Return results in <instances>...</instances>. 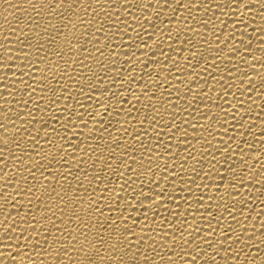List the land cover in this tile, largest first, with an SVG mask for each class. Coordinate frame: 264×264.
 Wrapping results in <instances>:
<instances>
[{"label": "bare ground", "instance_id": "6f19581e", "mask_svg": "<svg viewBox=\"0 0 264 264\" xmlns=\"http://www.w3.org/2000/svg\"><path fill=\"white\" fill-rule=\"evenodd\" d=\"M262 233L264 0H0V264H264Z\"/></svg>", "mask_w": 264, "mask_h": 264}, {"label": "snow or ice", "instance_id": "6c2138e0", "mask_svg": "<svg viewBox=\"0 0 264 264\" xmlns=\"http://www.w3.org/2000/svg\"><path fill=\"white\" fill-rule=\"evenodd\" d=\"M57 2L58 3H63V0H57ZM49 7L52 8V9H55L56 4L55 3H51V4H49ZM72 23H73L72 20L71 19H68V23L65 25V27L71 25ZM59 34H64V33H62V31H58V35ZM49 38L52 40L53 43L55 42L54 38H52L51 35H50ZM65 40H66V42L68 44H73V40L72 39H69L66 34H65ZM78 44H79V41L77 40L75 42V44H73V50L75 49V46L78 45ZM81 48H82L83 51H87V48L86 47L81 46ZM99 50H100L99 48L96 49V51H99ZM56 55H61V53L59 51H57L56 52ZM61 59H63V56L62 55H61ZM81 63H82V61H81ZM57 67H59V66L57 65ZM77 82H79V81H77ZM81 91H83V89H81ZM61 139L64 140V139H66V137H63L62 136ZM46 143H48L50 146H55V145H53V142L50 141V140H46ZM55 147H57V154L60 155L61 157H63V155L65 154L64 153V150H63V145L55 146ZM45 159H47V157H45ZM52 159H56V156H53ZM140 195H143V191H141ZM123 218H125V217H123V216L120 217V219H123ZM113 223H115V222L113 221ZM81 235H83L85 237V239H84V243L80 245V249L79 250L80 251H84V250H86V246H87L88 240H87V235L85 233L82 232ZM262 235H264V233H262ZM69 238H71L73 240H76V243L77 244H80V241H79V239L77 237L71 236V234H70V237ZM180 239H181V241L183 242L184 245L195 244L196 243L195 240H184L183 233H181ZM236 241H237V243H242L243 242L242 239H241V237H239V236L236 237ZM99 243H101V244H104L105 243L104 238L102 236L99 238ZM166 246L167 245H165V247ZM117 247H118V245H111V244L108 246L109 249H115ZM196 247L198 248L199 245H196ZM209 247H211V244H209ZM131 248H132V245L129 244L127 246V248H126V252H130L131 251ZM73 249L76 250V245L75 244L73 245ZM153 251H155V249H153ZM169 251H171L173 253V255H176L177 254L176 251H175V247L172 248V249H170ZM240 251H243V249H241ZM137 252H139V249H137ZM186 253H187V249L182 247L181 252L179 253V255H181V257H183V255H185ZM239 255H240V252H237L235 254L234 258L235 259H238L239 258ZM161 258L163 259V257H161ZM137 259H138V257H134L133 260H132V262H131V264H136V260ZM148 260H149V258L147 256H145V259H144L143 264H148ZM88 264H95V262L93 260H89L88 261ZM120 264H125V262H124V260H123L122 257H121V260H120ZM168 264H172L171 259L168 261ZM186 264H187V262H186ZM192 264H195V260L192 261Z\"/></svg>", "mask_w": 264, "mask_h": 264}]
</instances>
